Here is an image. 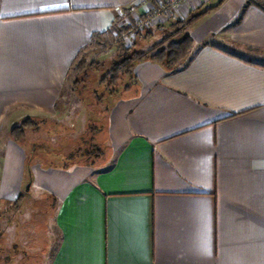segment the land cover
Returning <instances> with one entry per match:
<instances>
[{
    "label": "crops",
    "instance_id": "obj_1",
    "mask_svg": "<svg viewBox=\"0 0 264 264\" xmlns=\"http://www.w3.org/2000/svg\"><path fill=\"white\" fill-rule=\"evenodd\" d=\"M244 4L181 3L163 28L214 6L189 26L185 61L137 63L102 156L44 167L12 126L50 118L73 133L72 61L148 1L0 0V199L23 186L19 209L51 202L38 264H264V10ZM18 237L5 246L24 250Z\"/></svg>",
    "mask_w": 264,
    "mask_h": 264
},
{
    "label": "rangeland",
    "instance_id": "obj_2",
    "mask_svg": "<svg viewBox=\"0 0 264 264\" xmlns=\"http://www.w3.org/2000/svg\"><path fill=\"white\" fill-rule=\"evenodd\" d=\"M149 4L148 2V6ZM225 9L227 8L223 10ZM161 20L162 18L156 19L153 24L147 27V29L150 28V34H145L142 38L123 39L124 44L126 46L133 44L137 50L147 49L170 32V26L163 28L165 25ZM193 26L188 27L186 33L192 34L196 28ZM95 46L96 43L90 41L81 50L82 54H86L88 65L77 76V78H81V81L77 83L76 87H73L75 90L74 97H78L83 106L81 114L79 113L78 116H75L77 115V110L75 115L74 113L71 114V117L74 116L71 120L74 132L56 135L57 131L60 132L67 129V127L69 129L70 124L67 126L66 121L64 124L60 122L57 124L56 120H51L50 118L32 117L31 119L34 122L39 123V129L28 128L26 135L21 140L27 145L30 144V146L34 144L32 150L35 149V155L32 156L34 159L36 156V160L43 165L47 163L60 165L71 161H93L96 158V153L97 157L102 156V152H105L104 146H108L111 143L108 137L109 119L114 113L119 98L132 85L126 89L124 88L125 84L129 82V78L126 76L112 85H107L106 82L101 81L105 73L110 69L112 61L119 57V49L114 45L97 55L94 52H90ZM79 107L81 106L79 105ZM19 121L17 123H20ZM94 145H97L100 150H93L88 155H83L86 150H92ZM70 154H74V156L72 158L68 157ZM17 190H19L18 186H15L6 195L9 197L0 199V234H2L0 237V264H35L32 263L33 261H37L36 264H38L44 259L41 242L44 239L46 241L44 228H46L47 218L53 211V206L46 198L38 199V201L28 199L27 202L29 204L27 203L25 207L19 209L25 193L23 186L19 190L22 195H19ZM10 222L17 225L16 231L12 229ZM27 223H31L34 228L30 240L31 227H29L30 224L26 225ZM9 224L11 228L7 229L9 231H7L5 236L3 229L7 228ZM20 234L23 242L27 243L29 240L24 250L19 245L14 249L10 245L5 246L13 238H19Z\"/></svg>",
    "mask_w": 264,
    "mask_h": 264
},
{
    "label": "trees",
    "instance_id": "obj_3",
    "mask_svg": "<svg viewBox=\"0 0 264 264\" xmlns=\"http://www.w3.org/2000/svg\"><path fill=\"white\" fill-rule=\"evenodd\" d=\"M249 5H255L264 10V0H245L243 10ZM213 7L214 6H205L203 8L198 7L197 9L192 10L186 18L172 21L169 24L170 32L144 50L135 49L133 44L126 46L123 39L120 38L121 34L125 32L129 26H132L135 21L128 24L123 30H118L115 33H112L109 30L94 32L90 41H94L96 46L90 52L99 55L114 45L119 49V57L112 61L110 69L105 73L101 81L106 82L107 85H112L116 84L119 79L126 76L129 78V82L124 86L126 89L136 81V76L134 74L135 65L144 60L155 61L168 70L177 68L190 55L194 43L192 36L186 33L188 27ZM145 34H150L149 28L147 29V27L146 29H137L134 32L133 37L142 38ZM87 63L86 54H82V51L80 50L72 61L66 76L67 82L72 87H76L77 83L81 81V78H77V76L85 69L88 65ZM31 118L32 117H27L19 124L12 126L10 137L14 141L21 142L26 135V130L28 128L39 129V123L36 121L34 122ZM92 147V150H86L83 155H88L93 150H100L97 145ZM32 152V154L35 155V149H33ZM73 156L74 154L68 155L70 158ZM97 156L96 153V158ZM1 236L2 234H0V237Z\"/></svg>",
    "mask_w": 264,
    "mask_h": 264
},
{
    "label": "built area",
    "instance_id": "obj_4",
    "mask_svg": "<svg viewBox=\"0 0 264 264\" xmlns=\"http://www.w3.org/2000/svg\"><path fill=\"white\" fill-rule=\"evenodd\" d=\"M150 4L143 15L135 20L120 36L121 39L132 38L137 29H144L155 22L156 19H167L174 16L176 9L186 0H147Z\"/></svg>",
    "mask_w": 264,
    "mask_h": 264
}]
</instances>
